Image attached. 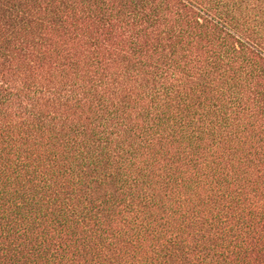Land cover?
I'll return each instance as SVG.
<instances>
[{
	"label": "trees",
	"instance_id": "1",
	"mask_svg": "<svg viewBox=\"0 0 264 264\" xmlns=\"http://www.w3.org/2000/svg\"><path fill=\"white\" fill-rule=\"evenodd\" d=\"M0 264H264V0H0Z\"/></svg>",
	"mask_w": 264,
	"mask_h": 264
}]
</instances>
